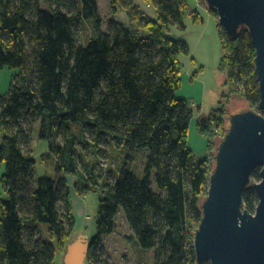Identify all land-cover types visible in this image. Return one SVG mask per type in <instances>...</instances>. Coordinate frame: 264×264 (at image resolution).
Listing matches in <instances>:
<instances>
[{
	"label": "trees",
	"instance_id": "16d2710c",
	"mask_svg": "<svg viewBox=\"0 0 264 264\" xmlns=\"http://www.w3.org/2000/svg\"><path fill=\"white\" fill-rule=\"evenodd\" d=\"M110 1L115 8L117 1ZM146 1L157 18L131 8L143 22L140 32L115 18L104 30L97 0H80L81 7L56 0L50 9L38 0H0V67L18 72L9 97L0 94V264H56L75 239L78 225L66 177L90 176L99 184L93 166L79 169L76 125H81L80 143L91 129L115 139L123 156L114 182L104 187L87 263L93 264L101 237L115 231L123 207L138 245L158 249V264H198L195 229L215 163L208 156L197 160L189 146L194 110L176 94L183 83L180 55H190L191 47L167 29L185 30L186 15L203 19L187 0ZM84 19H93V37L81 44L77 30ZM218 29L224 52L219 69L228 74L229 92L258 108L253 39L243 27L237 37H228L219 21ZM228 114L221 101L209 116L196 119L209 151L226 131ZM30 115L39 120V138L49 142L57 179L36 178L37 160L23 148L30 138L22 121ZM57 133L62 140H55ZM135 151L146 155L141 172L134 167ZM252 173L261 178L260 167ZM75 189L82 190L77 182ZM243 196V207L255 212V187L249 185ZM39 223L49 224V239L41 236Z\"/></svg>",
	"mask_w": 264,
	"mask_h": 264
},
{
	"label": "rangeland",
	"instance_id": "374dc122",
	"mask_svg": "<svg viewBox=\"0 0 264 264\" xmlns=\"http://www.w3.org/2000/svg\"><path fill=\"white\" fill-rule=\"evenodd\" d=\"M45 9H50L57 5L56 0H38ZM69 5L81 7L80 0H65ZM100 4V15L103 18V29L109 28L108 20L110 18L120 19L139 29L140 32L144 30L143 22L139 23L135 17L131 15V8L136 7V10L145 11L151 18H157L154 5L146 0H116V7H112L110 0H97ZM202 5H198L196 0L191 1L192 8H199L203 21H196L190 16L186 15L185 23L187 24L185 30H180L176 26H170L167 32L172 37L183 39L189 42L191 47V54H181V64L183 69V83L180 89L177 90L176 96L185 98L189 101L190 107L194 110V117L190 125L189 146L195 153L197 160H202L206 156L210 157L213 163L215 162V149L209 151L207 147L206 138L197 129V120L200 116L195 115L197 111L203 116H209L211 112L220 106L221 101L225 103L227 112L230 115L237 108L249 107L245 97L236 93H230V85L226 83L227 73L219 69L220 60L224 56L223 42L220 37V30L218 29L219 18H215L208 8L207 2L201 0ZM75 2V3H74ZM76 4V5H75ZM67 6V4H66ZM68 7V6H67ZM196 10V9H195ZM93 19H84L81 26L77 30L79 43L85 44L93 37ZM144 32V31H143ZM193 58L197 62V66L193 63ZM193 62V63H192ZM202 68V70H200ZM198 72L200 76L193 75ZM17 69L10 67H0V94L6 98L9 97V91L14 84L17 75ZM33 77V76H32ZM36 80V76L31 78ZM35 82V81H34ZM228 94V96H224ZM196 111V113H195ZM197 117V118H196ZM227 121L228 118L225 117ZM39 120L36 116H29L23 119L22 127L27 133L29 139L28 143H24L23 148L32 154L36 160L35 176L58 178L59 172L56 170V159L48 148V140L41 139L38 135ZM227 124V123H226ZM75 131L78 136L77 158L79 169L87 172L86 167L93 166L95 175L99 184L97 185L92 177L83 178L81 175L66 177L70 184V190L73 196L74 214L77 220V229L74 236L78 238L79 234L85 233L93 237L97 233V217L100 206V199L103 196V190L106 183H113L115 180V172L118 171V164L122 157L118 149L115 139H111L108 135H98L96 131L88 129L85 133L84 141L80 135L81 125H76ZM226 127V126H225ZM226 132V131H225ZM219 133L216 139L223 137L224 133ZM4 131L0 132V141ZM60 133H57L55 140H62ZM119 147V148H118ZM134 167L138 171H143L145 156L143 152L135 151ZM255 180V179H253ZM256 181V180H255ZM76 182L82 188L76 191ZM95 190L90 191L91 187ZM154 188L159 191L156 183ZM3 198H7L6 193H2ZM76 197L79 203L84 206V216L81 221L78 220L76 214ZM61 203V202H60ZM116 229L114 232L105 234L101 237L98 250L94 256L93 264H158L161 260L157 248H150L148 250L138 245L136 241V234H134L130 223L127 220V214L123 207L120 208L119 214L116 218ZM41 236L49 239L50 226L46 223H39ZM65 252H61L57 256L56 264H63V256ZM88 264V263H87Z\"/></svg>",
	"mask_w": 264,
	"mask_h": 264
},
{
	"label": "water",
	"instance_id": "95a60500",
	"mask_svg": "<svg viewBox=\"0 0 264 264\" xmlns=\"http://www.w3.org/2000/svg\"><path fill=\"white\" fill-rule=\"evenodd\" d=\"M218 13L228 37L245 28L255 44V72L260 83L258 108H237L219 139L209 190L195 229L198 264H264V0H205ZM260 167L261 178L253 180ZM259 195L255 212L243 207L244 191ZM63 264H87L90 239L79 234L66 246Z\"/></svg>",
	"mask_w": 264,
	"mask_h": 264
},
{
	"label": "crops",
	"instance_id": "0c3cea01",
	"mask_svg": "<svg viewBox=\"0 0 264 264\" xmlns=\"http://www.w3.org/2000/svg\"><path fill=\"white\" fill-rule=\"evenodd\" d=\"M187 1H188V4H189V8H191L192 10H195V9H196V10L198 11V13L201 15V13L199 12V8H192V5H191V1H192V0H187ZM193 1H194V0H193ZM196 2H197L198 5H202V1H201V0H196ZM209 10H210V9H209ZM210 13H211V12H210ZM201 17H202V15H201ZM186 26H187V24H186ZM168 29H169V27H168ZM221 59H222V58H221ZM180 60H181V59H180ZM220 61H221V60H220ZM192 63H193V62H192ZM193 64L196 65V66L198 65L196 61H195V63H193ZM200 70H202V68H200ZM194 74H196L197 77L200 76L198 72H195ZM194 74H193V75H194ZM199 112H200V111H197V113H196V111H195V113H196L195 115H197V117L200 116V115H202V114H199ZM197 117H196V118H197Z\"/></svg>",
	"mask_w": 264,
	"mask_h": 264
},
{
	"label": "bare ground",
	"instance_id": "6f19581e",
	"mask_svg": "<svg viewBox=\"0 0 264 264\" xmlns=\"http://www.w3.org/2000/svg\"><path fill=\"white\" fill-rule=\"evenodd\" d=\"M75 203H76V214H77V217H78V220L81 221L83 216H84V206L82 203H79V200L78 198L76 197L75 199Z\"/></svg>",
	"mask_w": 264,
	"mask_h": 264
}]
</instances>
